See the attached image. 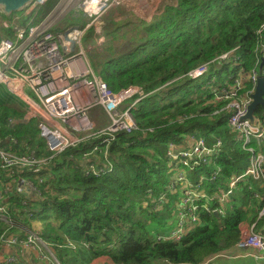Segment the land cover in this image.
Listing matches in <instances>:
<instances>
[{
	"label": "trees",
	"instance_id": "obj_1",
	"mask_svg": "<svg viewBox=\"0 0 264 264\" xmlns=\"http://www.w3.org/2000/svg\"><path fill=\"white\" fill-rule=\"evenodd\" d=\"M57 1H51L45 12ZM263 26L264 0H179L148 27L144 44L104 61L92 57L93 71L112 92L140 87L147 95L131 102L138 129L117 133L107 159L104 147L92 160L84 158L103 140L98 133L79 135V144L53 153L40 137L35 119L26 121L24 111L0 104L3 148L42 162L14 170L12 178L0 170V188L4 180L10 184L5 205L14 222L10 227L0 221V255L6 231L24 238L40 228L41 239L60 264H74L82 252L91 260L107 257L114 264H201L238 245L244 225H255L254 231L264 236V216L259 217L249 189L261 193L262 183L250 178L240 184V199L235 197L240 202L226 215L217 218L204 212L180 242L158 240L169 233L172 225L167 219L175 217L174 206L180 200L179 190L172 189L170 142L187 147L190 135L208 145L218 139L224 142L215 162L191 175L195 180L206 176L207 193L226 188L248 165L251 154L235 142L227 122L229 101L219 100L216 93L230 89L232 80L227 77L238 74L246 80L239 95L253 89L247 78L260 70L264 58V34H259ZM92 37L90 31L84 41ZM230 52L239 58L237 64L219 60ZM208 64L206 78L189 79L190 72ZM217 68L224 74L215 72ZM263 111L259 107L255 118L264 122ZM91 164L112 170L100 176L87 174ZM21 178L35 185L40 196L18 194L15 185ZM158 205L161 210H151Z\"/></svg>",
	"mask_w": 264,
	"mask_h": 264
},
{
	"label": "built area",
	"instance_id": "obj_2",
	"mask_svg": "<svg viewBox=\"0 0 264 264\" xmlns=\"http://www.w3.org/2000/svg\"><path fill=\"white\" fill-rule=\"evenodd\" d=\"M51 1L34 0L25 10L10 17L0 14L1 28L11 32L10 36L0 40V86L29 105L31 112L25 120H36L40 137L46 140L53 153H62L68 147L79 144V135L98 133L103 140L84 158L92 160L91 156L104 147L107 159L108 148L117 133L132 134L138 129L132 113L134 104L130 102L137 103L147 95L140 87L112 92L104 80L95 74L87 56L91 51L98 53L105 48L108 39L113 36L106 28L107 18L118 8L128 6L132 0H58L45 12ZM69 12H74L83 21L80 27L62 30L61 22ZM82 24L85 26L82 27ZM90 31L93 37L84 41ZM259 34L263 36L264 26ZM219 60L236 64L239 58L230 52L222 55ZM209 71V64L202 65L190 72L188 77L196 81L208 75ZM259 76L260 70L250 74L248 80L253 87ZM242 86L239 84L231 90L222 88L216 96L219 100L231 101L227 106L230 111L227 121L230 130L235 135V142H241L243 150L251 154L245 172L234 177L226 188L213 194L207 193L204 183L208 179L201 176L199 182L195 183L191 175L199 168L215 162L214 159L224 148V142L218 139L213 145H208L206 140L195 135L187 137V147L170 142L167 157L177 168L172 189L175 192L179 190L180 201L175 209L174 229L160 236L159 241L180 242L200 222L204 212L226 215L234 206L233 197L239 192L240 184L248 179L253 178L264 186V122L256 118L252 122L246 118L253 90L241 97L238 93ZM96 113L101 115L94 120ZM102 115L109 120V125L99 130ZM41 163L35 157H18L3 147L0 149V170L8 178H12L14 170L31 168ZM111 170L91 164L87 174L100 176ZM218 175L219 171L214 172L210 180H216ZM3 186L6 188L0 192V221L11 227L14 222L5 205L10 184L5 181L1 184ZM15 188L18 194L26 192L40 196L37 187L22 178L17 181ZM249 189L252 190V187ZM255 197L262 216L264 192L255 194ZM254 229L255 226H252L249 233L243 234L239 248L264 251V236ZM40 230L28 231L24 238L9 235L6 231L1 236L2 248L13 247L21 252L28 249L38 252L44 264H60L55 254L43 243ZM1 255L0 264H24L17 255ZM214 257L201 264H210Z\"/></svg>",
	"mask_w": 264,
	"mask_h": 264
},
{
	"label": "crops",
	"instance_id": "obj_3",
	"mask_svg": "<svg viewBox=\"0 0 264 264\" xmlns=\"http://www.w3.org/2000/svg\"><path fill=\"white\" fill-rule=\"evenodd\" d=\"M135 1L136 0H133L131 3H133V2L135 3ZM178 2H179V0H170L169 4H167V3L162 4L161 6L163 8H161L159 11L157 8L160 6V4L159 5L155 4V6L151 7L153 5V3H152L149 5V7H145L140 13H138V14L136 13L133 16L129 13L128 10H130V9H128V6H126L122 9L116 10L112 14V16H109L107 18L108 23L106 25V28L112 35H116V34L120 33V29H118V26L121 28L134 27V28H138V29L142 25H145L142 23L149 24V26H150V24H152V22L146 21L148 19L145 20V19H143V17L151 16L149 19H151V20L156 19L164 11V9L167 6H176V5H178ZM127 22H131V24H128ZM110 24L113 27L112 29H109ZM5 188L6 187L3 186L0 188V190L4 191ZM8 189L10 190L9 187H8ZM261 190H262V188H261ZM252 192H253V197H254V193H256V194L260 193V192L254 191L253 188H252ZM235 197H237V198L239 197V199H240V196H238V195L233 197V203H234L233 208L235 207L236 204H238L240 202L239 199H235ZM171 222H174V221H171ZM170 225H172V224H170ZM173 225L175 227V224H173ZM173 225L170 228V231L174 229ZM252 226H255V225H252ZM252 226L244 225L242 227V235L245 232L249 233L250 228ZM11 255H17L26 264H32L31 260L35 261L34 264H41L42 263L38 252L30 251L28 249H23V251L21 252V251L16 250L13 247L3 248L2 255H1L2 257H8ZM262 259H264V251L256 250L253 248H239L238 245L236 244V246L234 248L226 250V251L216 255L210 264H264V261H262ZM74 264H114V263L110 258H107V257L91 260L89 254H87V256H86L82 252V253L76 254Z\"/></svg>",
	"mask_w": 264,
	"mask_h": 264
},
{
	"label": "rangeland",
	"instance_id": "obj_4",
	"mask_svg": "<svg viewBox=\"0 0 264 264\" xmlns=\"http://www.w3.org/2000/svg\"><path fill=\"white\" fill-rule=\"evenodd\" d=\"M169 1L170 0H136L135 3L130 2V4H129L130 6L128 5V9H130V10H128V11L133 16L136 13L137 14L140 13L145 7H149V5L152 3H153V5L151 7L155 6V4L156 5L160 4V6L157 8L159 11L161 8H163L161 5L166 4V3L169 4ZM119 9H122V8H118L117 10H119ZM150 17L151 16H146V17H143V19H145V20L148 19L146 21H149V22L151 21L153 23V21L155 19L151 20V19H149ZM81 21H83V19L80 17L77 18L75 16L74 12H69L68 16L66 18H63V20L61 22V29L63 30V29L68 28V27H80ZM127 23L131 24V22H127ZM142 24H145V25H142L139 29L134 28V27L121 28L117 25L118 29H120V33L111 36L108 39L107 45L101 51H98V53L96 51H91L90 54L87 56L90 65H91V58L92 57L97 58V60H99V61H104V60L110 59L111 57H113L115 55L123 54L124 52H126V50H129L130 48L133 49V48H136V47L144 44L143 42H146V33H147L146 31L149 27V24H146V23H142ZM112 28L113 27L110 24L109 29H112ZM0 36H1V39H4L7 37V34L1 28V25H0ZM85 43H87V42H85ZM109 45H110V47L107 48ZM84 48H86V44H84ZM84 50L87 51V49H84ZM91 67H92V65H91ZM229 69L231 71L230 74H232L233 65H230ZM219 70L221 73L222 72L221 68H217L215 70V72H218ZM223 74H224V72L221 73V75H223ZM243 79L245 80L244 77H242L240 74H238L235 77L228 76L226 81L232 80V83L230 84V86H231V88H234V87H237L239 84H242ZM0 104L13 105V106L17 107L19 110H22L26 113L25 117H27L28 114L31 112V108L29 107V105L27 103H25L21 98H18V97H15V96L9 94L2 86H0ZM100 115H101V113H96V115H94V117H93L94 120H97L100 117ZM102 119H103V120H101L102 122L100 124H98L99 130H103L106 127H108V125H109V123H108L109 120H107V118L104 115H102ZM74 135L78 136L77 134H74ZM176 206L177 205L174 206V209L176 208ZM161 209H162V206H160V205L155 206V208H151L152 211H155V210L158 211ZM173 219H174V216L168 217L167 221L169 222L170 220H173ZM173 223L174 222H172L171 224H173ZM38 226L40 228L39 224H38ZM47 248L49 249V247H47ZM49 250H51V249H49Z\"/></svg>",
	"mask_w": 264,
	"mask_h": 264
},
{
	"label": "water",
	"instance_id": "obj_5",
	"mask_svg": "<svg viewBox=\"0 0 264 264\" xmlns=\"http://www.w3.org/2000/svg\"><path fill=\"white\" fill-rule=\"evenodd\" d=\"M34 0H0V14H3L5 17H10L15 13L22 12L25 10ZM264 58L260 64V76L256 83L255 92L252 95V103L248 108V114L246 118L250 121L255 120V113L259 107L264 108ZM264 117V111H263ZM4 142L0 143V149L3 147ZM215 216L219 218V215L216 213ZM34 264V260H31Z\"/></svg>",
	"mask_w": 264,
	"mask_h": 264
},
{
	"label": "bare ground",
	"instance_id": "obj_6",
	"mask_svg": "<svg viewBox=\"0 0 264 264\" xmlns=\"http://www.w3.org/2000/svg\"><path fill=\"white\" fill-rule=\"evenodd\" d=\"M238 62H239V61H238ZM236 64H237V63H236ZM206 76H207V75H206ZM204 77H205V76H204ZM204 77H202V78H204ZM247 80H248V78H247ZM245 81H246V80H244V79L242 80V85H243V86H242V90H243V88H244V82H245ZM232 87H233V86H232ZM255 88H256V85H255V86L253 87V89H252V90H253V94H254V92H255ZM230 90H231V87H230ZM242 90H241V91H242ZM241 91H240V92H241ZM249 91H251V90H248V91H246L245 93H243V94H241V95H239V93H238V95L241 96V97H242V96H245V95L247 94V92H249ZM227 101H229V103H228V105H229L231 101H230V100H227ZM228 105H227V106H228ZM226 108H227V107H226ZM108 123H109V122H108ZM238 144H240V146L242 145L241 142H239ZM217 157H218V156H217ZM216 159H217V158H215L214 161H215ZM172 169H173V171H172V172H173V173H172V174H173V176H172V181H173V178L175 177L176 170H177V168H176V166H175L174 164H173ZM245 169H246V168H245ZM244 172H245V170L242 171V172H241L239 175H237V176L242 175ZM219 173H220V172H219ZM200 177H201V176H199V177L196 179L195 183L199 182ZM204 177H206V176H204ZM235 177H236V176H235ZM5 181H6V180H4V182H5ZM4 182H3V183H4ZM261 188H262V192H261V193H263V192H264V186L262 185ZM0 192H1V191H0ZM210 194H213V193H210ZM255 194H256V193H254V198H255V201H256ZM236 195L240 196V195H241V194H240V191L237 192ZM236 195H235V196H236ZM179 198H180V197H179ZM179 201H180V200H178V202H179ZM178 202H177V203H178ZM256 203H257V202H256ZM175 205H177V204H175ZM175 209H176V208H175ZM215 214H216V213H215ZM215 214H214V215H215ZM217 214H218V213H217ZM258 214H259V217L264 216V215L260 216V211H258ZM218 215H219V217L223 216V215H220V214H218ZM174 220H175V219H173V220H171V221H174ZM171 221H169L170 224L172 223ZM170 224H169V225H170ZM173 224H174V223H173ZM173 224H172V225H173ZM173 227H174V226H173ZM164 236H165V235H164ZM43 243H44V242H43ZM46 246H47V245H46ZM47 247H48V246H47ZM49 249H50V248H49ZM215 256H216V255H215ZM212 257H213V256H212ZM209 258H210V257H209ZM22 263H24V262H22ZM24 264H26V263H24ZM41 264H44V263H41Z\"/></svg>",
	"mask_w": 264,
	"mask_h": 264
}]
</instances>
